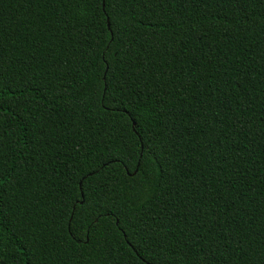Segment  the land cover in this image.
Segmentation results:
<instances>
[{
	"label": "trees",
	"instance_id": "trees-1",
	"mask_svg": "<svg viewBox=\"0 0 264 264\" xmlns=\"http://www.w3.org/2000/svg\"><path fill=\"white\" fill-rule=\"evenodd\" d=\"M0 264H264V0H0Z\"/></svg>",
	"mask_w": 264,
	"mask_h": 264
},
{
	"label": "water",
	"instance_id": "water-1",
	"mask_svg": "<svg viewBox=\"0 0 264 264\" xmlns=\"http://www.w3.org/2000/svg\"><path fill=\"white\" fill-rule=\"evenodd\" d=\"M137 172V171H136Z\"/></svg>",
	"mask_w": 264,
	"mask_h": 264
}]
</instances>
